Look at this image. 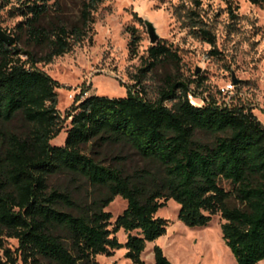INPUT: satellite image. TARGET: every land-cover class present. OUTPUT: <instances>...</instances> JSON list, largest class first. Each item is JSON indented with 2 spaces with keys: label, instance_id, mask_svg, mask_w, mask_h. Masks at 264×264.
<instances>
[{
  "label": "trees",
  "instance_id": "trees-1",
  "mask_svg": "<svg viewBox=\"0 0 264 264\" xmlns=\"http://www.w3.org/2000/svg\"><path fill=\"white\" fill-rule=\"evenodd\" d=\"M61 1L16 0L9 12L21 18L15 44L0 40V264H99L96 256L120 248L131 264H145L146 243L166 233L168 221L156 213L170 199L187 227H205L219 214L221 238L234 263L258 264L264 259V126L250 111L218 105L209 95L200 107L190 104V82L169 80L155 101L148 100L139 76L124 97L89 95L62 117L56 109L58 83L36 65L82 42L103 0H85L74 22L62 17ZM220 1L233 16L236 1ZM245 1L264 5V0ZM51 9L58 14L44 23ZM187 12L195 37L213 46L215 36L194 22L195 10ZM22 36L46 53L18 47ZM176 57L157 42L148 48L141 72ZM15 119L22 132L9 127ZM68 119L63 145H51ZM197 132L211 139H198ZM87 145L126 146L151 166L128 173L103 165L85 152ZM59 173L84 179L96 195L83 202L49 189L48 178ZM115 197L126 207L112 223L105 208ZM230 198L238 206H229ZM119 230L124 243L116 237ZM6 239L17 241L15 250L4 246ZM152 254L154 264H172L158 245Z\"/></svg>",
  "mask_w": 264,
  "mask_h": 264
},
{
  "label": "rangeland",
  "instance_id": "rangeland-1",
  "mask_svg": "<svg viewBox=\"0 0 264 264\" xmlns=\"http://www.w3.org/2000/svg\"><path fill=\"white\" fill-rule=\"evenodd\" d=\"M84 1L62 0L59 6L62 17L77 21ZM198 1L199 7H196V0H103L92 13V23L82 42L69 52L54 57L51 62L36 65L58 83L55 89L56 109L61 116L72 105L69 98L72 92L86 90L90 95L120 98L126 95L127 87L133 86L139 76V87L148 100L155 101L169 80L190 82L192 91L189 93L193 101L200 103L209 95L218 105L250 111L264 126V5L255 6L245 0H235L238 7L233 10V17L220 0ZM15 4L16 0L9 4L0 0V28L13 37L18 34L16 25L21 21L20 17H12L9 13ZM189 10H195L191 15L194 22L215 36L213 46L192 33L188 26L190 21L186 19L190 15ZM57 11L51 9L44 23L54 20ZM147 23L154 27L157 42L175 52L177 57L163 60L155 68L141 72L147 64V50L152 46ZM132 37L137 40L133 53L130 51ZM16 45L37 56L47 51L26 36H22ZM21 58L26 57L21 55ZM230 83L234 84L233 89L224 92ZM165 104L171 105L169 102ZM9 127L17 132L24 130L18 119L13 120ZM68 127L69 119L63 122L61 132L50 140V144L63 145ZM196 137L203 141L211 139L202 132H197ZM85 152L103 165H118L128 173L151 166L126 146L106 145L91 149L87 145ZM223 186L228 189L227 185ZM48 188L67 191L83 202H90L96 195L84 179L67 173L51 175ZM228 205L238 206V203L230 198ZM125 207L126 202L115 197L105 208L112 215V223ZM178 208V204L170 199L156 213L168 224L164 235L146 243L141 254L145 264H154V245L163 250L172 264H235L221 238L219 214L213 216L207 226L191 228L177 219ZM116 237L121 243L126 240L122 230ZM4 246L13 251L17 241L6 239ZM125 252L120 248L111 256L98 255L96 260L99 264H131L125 258ZM258 264H264V259Z\"/></svg>",
  "mask_w": 264,
  "mask_h": 264
},
{
  "label": "water",
  "instance_id": "water-1",
  "mask_svg": "<svg viewBox=\"0 0 264 264\" xmlns=\"http://www.w3.org/2000/svg\"><path fill=\"white\" fill-rule=\"evenodd\" d=\"M147 31L149 36V41L151 45H155L158 41V35L155 32L154 27L150 23H147ZM0 40L7 46H13L15 44V37L7 34L3 29L0 28ZM234 82H236L233 79Z\"/></svg>",
  "mask_w": 264,
  "mask_h": 264
},
{
  "label": "built area",
  "instance_id": "built-area-1",
  "mask_svg": "<svg viewBox=\"0 0 264 264\" xmlns=\"http://www.w3.org/2000/svg\"><path fill=\"white\" fill-rule=\"evenodd\" d=\"M233 87H234V84L230 83V84H228V86H226L223 89V91L227 93V92L231 91L233 89ZM89 95L90 94H88L86 92V90H78L76 92H72L71 94H69V98H70V100L73 103L74 101H76V102L82 101L83 99H85ZM187 98H188V101L190 102V104H192L194 106L200 107V106H202L204 104L203 99H201L200 103H197V102L193 101L192 95L190 93L187 94Z\"/></svg>",
  "mask_w": 264,
  "mask_h": 264
}]
</instances>
